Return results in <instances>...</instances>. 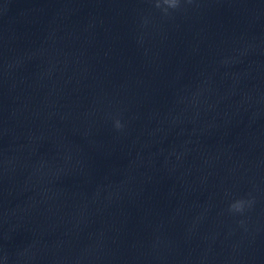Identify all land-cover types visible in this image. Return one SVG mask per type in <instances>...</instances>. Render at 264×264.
I'll return each mask as SVG.
<instances>
[{
    "label": "clouds",
    "instance_id": "clouds-1",
    "mask_svg": "<svg viewBox=\"0 0 264 264\" xmlns=\"http://www.w3.org/2000/svg\"><path fill=\"white\" fill-rule=\"evenodd\" d=\"M181 0H155V7L161 9L165 14H168L169 9H178L180 7ZM116 127H121L120 122H116ZM246 203H251L250 201H245L243 199L236 200L229 205V211L234 213H242L245 208Z\"/></svg>",
    "mask_w": 264,
    "mask_h": 264
}]
</instances>
